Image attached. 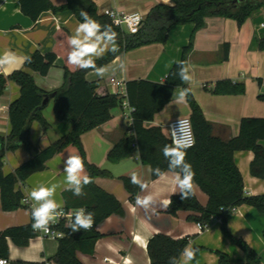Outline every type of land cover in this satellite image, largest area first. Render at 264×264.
<instances>
[{
	"label": "crops",
	"instance_id": "0c3cea01",
	"mask_svg": "<svg viewBox=\"0 0 264 264\" xmlns=\"http://www.w3.org/2000/svg\"><path fill=\"white\" fill-rule=\"evenodd\" d=\"M99 15L106 10H118L126 13H139L144 18L164 0H93ZM55 6H62L66 0H51ZM173 0H171V5ZM169 5V4H166ZM78 21L71 12L54 14L45 12L35 24L21 11L20 0H0V56L11 51L20 58L15 64L0 67V75L12 76L25 69L23 57H31L36 51L48 53L55 45V35L58 29H66L71 36L75 32ZM193 25L175 27L168 35L166 44H151L126 51L118 57L126 64V71L119 70V60L108 64L109 71L103 77H97L93 71L86 76L89 82H99V94H121L126 90V83L135 80H145L153 83H164L170 70L181 60L183 49L188 46L193 33ZM264 38V7L256 11L241 27L235 20L223 17H209L205 26L199 30L193 41V48L187 56L192 81L188 86L204 113L208 123L213 126V134L225 141L239 135L240 122L243 118H264V102L259 100L263 93L261 84L264 82V51L259 49V43ZM229 46V59L225 60V47ZM64 62L59 58L55 66L45 77L28 70L35 84L47 93H54L65 85ZM10 73V74H6ZM121 82L123 87H115L111 81ZM232 80L245 85L243 95H215L211 90L217 81ZM259 81H262L259 84ZM207 87V88H206ZM182 89L176 88L171 102L159 112L147 126L161 127L164 134L170 137V124L181 118H190L191 108L188 101L177 103L176 94ZM20 95L17 84L9 83L0 98V136H8L11 132L9 122V107ZM127 101V100H125ZM178 111L177 113H174ZM43 115L50 123L46 134L42 126L35 121L31 125V140L41 150L46 149L60 138L69 135L73 126L57 120L54 113V102L49 101ZM111 120L103 126L85 134L82 143L87 153L88 161L98 167L110 168L108 154L126 134L128 121L126 110L118 107L112 110ZM264 146V141L262 142ZM69 152L78 153L75 147H69L47 163L45 175L57 172L59 184L55 194L57 202L64 201L66 192L64 160ZM34 153L24 150L9 153L5 159L4 172H14L19 166L32 159ZM234 160L243 177L247 196L264 194V180L255 178L250 173V165L254 160L251 151H240L234 155ZM123 168V174H115L110 168L113 178H97L98 187L115 196L125 209V216H112L101 224L97 231L104 235L95 246L94 254L77 252L83 264H120L128 259L131 264H151L147 246L150 239L157 234H166L173 239L188 237L193 247L201 248L196 259L191 264H218L215 251L226 253L233 263L245 261V253L222 233L220 220H213L204 232H199L197 223L190 221L189 212H180L176 217L167 214V209L153 205L154 210L147 212L130 202V194L119 180L120 177H130L136 172L148 184L143 197L153 194L159 200L171 199L179 195V189L174 181V173L167 172L158 179H152L151 168L135 158V154L118 164ZM37 174V173H36ZM32 175L19 189L25 199L32 189V180L38 176ZM43 175V176H45ZM41 176V175H40ZM28 186V187H27ZM29 189V190H28ZM177 192V193H175ZM195 195L202 206H207L208 196L197 187ZM65 207V203L63 205ZM0 193V209H1ZM19 209L7 213L8 222L0 224V233L12 228L29 225L30 211ZM227 227L236 238L243 239L261 258L264 264V214L249 205L238 207L228 215ZM9 261L43 263L52 261L57 253L59 241L37 238L30 241L25 248L15 246L9 241ZM107 258V259H106ZM1 260V259H0Z\"/></svg>",
	"mask_w": 264,
	"mask_h": 264
},
{
	"label": "trees",
	"instance_id": "16d2710c",
	"mask_svg": "<svg viewBox=\"0 0 264 264\" xmlns=\"http://www.w3.org/2000/svg\"><path fill=\"white\" fill-rule=\"evenodd\" d=\"M173 6L159 4L154 7L144 20L143 27L136 35H131L115 27L112 21L99 15L93 0H66L62 6H55L51 0H20L22 13L35 24L45 12L54 14L71 12L77 21L82 22L81 10L86 11L93 19L103 24L112 25L118 33L119 51L107 53L96 61L97 66L108 65L120 54L151 44H166L168 35L175 27L193 25L194 30L188 46L183 49L180 61L187 62V56L193 48L196 33L205 26L209 17H223L235 20L241 27L256 11L264 7V0H173ZM71 34L66 29H58L55 35V45L52 51L42 53L36 51L25 62V69L12 76L0 75V98L9 83L13 82L20 88L19 97L9 107V122L11 132L8 136H0V193L1 207L4 212H13L30 207L22 203L25 196L20 185H24L34 174L47 170V163L64 152L69 147H75L84 159L86 172L92 178V183L84 189L83 197L73 196L72 192L64 193L67 209L84 208L95 213V223L88 231L81 229L72 232L70 228L61 226L65 237L59 241L56 255L52 259L56 264H83L77 252L93 255L96 243L104 237L97 228L112 216H125L121 202L112 194L104 191L95 183L97 178H113L112 173L102 169L87 159L82 143V137L108 123L113 109L123 107L127 100L132 108V125H128L125 136L117 142L108 154V161L118 164L131 158L139 148L141 162L152 169L159 167L167 173L168 162L161 149L166 144H172L161 127H148L155 116L172 100L176 88L189 87L179 76L176 64L170 70L164 83H153L145 80H135L126 83V96L119 94H99L100 83L89 82L86 78L88 70H73L67 64V54L70 51L68 39ZM259 49L264 51V38L259 43ZM59 58L64 62L65 85L54 93L40 89L28 73V70L45 77L55 66ZM229 59V46L225 47V60ZM262 81H259L261 84ZM207 88V87H206ZM215 95L238 96L245 94L246 88L242 83L232 80H221L214 84L211 90ZM49 97L54 102V113L57 120L70 123L72 132L52 143L46 149H39L31 140V125L37 121L46 134L50 123L43 115V103ZM264 102V93L259 96ZM191 108L190 120L195 134V146L187 149L186 160L192 164L196 173L195 183L208 196L207 206H202L196 195L189 199H181V194L171 198L167 214L176 217L180 212H189L190 221L210 224L214 218L222 223L223 235L238 246L246 255L245 261L233 263L223 252L215 251L218 264H262L260 256L243 239L234 237L228 230L227 217L235 209L243 205L256 208L264 214V194L247 196L243 177L237 167L234 155L240 151H251L254 160L250 165L253 177L264 180V118H243L240 122L239 135L225 141L213 134V126L206 120L203 111L195 101L192 91L187 97ZM133 131V134H130ZM24 150L34 153L32 159L19 166L14 172L5 174L4 165L7 154ZM152 172V179L156 180ZM119 180L130 194V202L135 204L137 194L141 189L133 185L130 177L123 176ZM32 217L29 225L12 227L0 233V259L8 264H49L9 261V241L15 246L25 248L30 241L37 238L32 230ZM264 236V233H263ZM189 243V238L173 239L166 234H157L148 242L147 251L151 264H168L170 257H179L183 248ZM202 249L199 248V251ZM198 251V252H199Z\"/></svg>",
	"mask_w": 264,
	"mask_h": 264
},
{
	"label": "clouds",
	"instance_id": "9594fccd",
	"mask_svg": "<svg viewBox=\"0 0 264 264\" xmlns=\"http://www.w3.org/2000/svg\"><path fill=\"white\" fill-rule=\"evenodd\" d=\"M165 4L171 5V0H164ZM115 15L114 13L112 14ZM80 16L82 22L78 23L75 32L68 39L70 51L67 54V64L75 70L91 69L97 77L103 78L109 71L108 66H97L96 61L102 59L105 54L119 51L117 43L118 33L114 31L112 25L101 24L93 19L86 11L81 10ZM119 24V20L113 21ZM135 31V29H133ZM20 58L14 52L8 51L3 56H0V67H6L15 64ZM119 70L126 71V64L119 57ZM24 62H31L30 57H23ZM178 68L177 73L180 80L185 84H190L193 77L191 69L194 66L189 65L186 61L176 62ZM10 74V73H6ZM190 87L182 88L176 94V102L186 103L187 97L191 93ZM194 139H178L175 135L172 137V144H166L161 149L164 158L168 162V171L174 173V181L181 194V199H189L195 195V190L198 185L195 183L196 173L191 163L186 160L187 149L194 146ZM140 149H136L135 158L140 160ZM63 172L65 174L66 191L72 192L73 196L83 197L86 195L84 189L92 183V178L87 174L84 159L78 153L69 152L64 160ZM156 176L164 175V172L159 167L152 169ZM130 181L133 185L139 187L141 191L148 188V184L144 182L136 172L130 176ZM57 185L45 186L43 184L33 187L22 203H30L32 230L48 233L50 226L58 221V217L64 215L61 211L64 201L57 202L54 198ZM177 193V192H175ZM171 199L159 200L153 194H148L141 197L137 194L135 198L136 206L143 208L145 212L152 208L153 205L159 204V207L167 209L171 205ZM95 213L86 211L84 208L76 209L74 212L68 213L66 227L72 232H78L81 229L84 231L91 230L95 223ZM199 249L192 246V242L183 248L179 257H170L168 264H191L196 259ZM107 259V258H106ZM0 264H6L0 261ZM113 264V262H109ZM130 264V261L127 262Z\"/></svg>",
	"mask_w": 264,
	"mask_h": 264
},
{
	"label": "built area",
	"instance_id": "2783aa9c",
	"mask_svg": "<svg viewBox=\"0 0 264 264\" xmlns=\"http://www.w3.org/2000/svg\"><path fill=\"white\" fill-rule=\"evenodd\" d=\"M113 13L115 14L114 16L112 15ZM103 15L108 17L112 21L115 27L123 31H126L131 35H136L140 32L141 28L143 27L144 20H145V18L139 13H126V12H121L118 10H106ZM114 19L119 20L120 23L119 24L114 23L113 22ZM133 29H135V31H133ZM111 84L115 87H120V88L123 87L121 82H118L115 80H112ZM261 90L264 93V82L261 84ZM120 95L125 97L126 90L123 89V92ZM123 108L126 110L125 117L128 121V125H132L133 123L132 108L130 107L127 101L123 102ZM169 129H170L171 141H172V137L175 135L178 139H194L196 143L193 125H192L190 118H181V119H178L172 122L170 124ZM130 134L132 135L133 131H130ZM195 143H194V146H195ZM193 147H190L188 149H191ZM24 204L30 207V203H24ZM75 210L67 209L66 207H63L61 211L64 213V215L61 217H58V221L50 226V231L48 233H44L41 231H35L36 234L43 239L60 241L61 239L65 237V233L61 230L60 227L63 226L64 228H68L65 226L68 220V213L74 212ZM213 220H219V219L214 218ZM197 226H198L199 232H204L209 227V224L197 223ZM0 261H4L6 262V264H8V261L5 259H1ZM127 262H129V260L124 259L120 264H127Z\"/></svg>",
	"mask_w": 264,
	"mask_h": 264
},
{
	"label": "rangeland",
	"instance_id": "374dc122",
	"mask_svg": "<svg viewBox=\"0 0 264 264\" xmlns=\"http://www.w3.org/2000/svg\"><path fill=\"white\" fill-rule=\"evenodd\" d=\"M178 111L174 112V113H177ZM85 149V148H84ZM87 154V153H86ZM88 159V158H87ZM6 162V161H5ZM108 165L110 168H113L114 170H116L115 174H123V168H119V166H116L115 164H112L110 162H108ZM102 169H107V170H110V168H106V167H101ZM42 173H45V172H40V173H37L36 175L38 176L37 178H35L34 180H32V184L30 186L33 187H37L41 184L45 185V186H51L52 184H56L57 187H58V184H59V178L60 177L59 175H57V172L55 173H49L48 175H45V174H42ZM113 173V171H112ZM41 175V176H40ZM45 175V176H43ZM28 187V186H27ZM29 190V189H28ZM57 191V189H56ZM56 194V193H55ZM23 211H25V213H27L26 211H29L28 209H23ZM7 213H10V212H4L2 210V208L0 209V224H4L6 222H8L6 220V217H7ZM200 252V251H199Z\"/></svg>",
	"mask_w": 264,
	"mask_h": 264
},
{
	"label": "water",
	"instance_id": "95a60500",
	"mask_svg": "<svg viewBox=\"0 0 264 264\" xmlns=\"http://www.w3.org/2000/svg\"><path fill=\"white\" fill-rule=\"evenodd\" d=\"M49 101H50V98L47 97V98L45 99L44 103H43V107H42V108L47 107V105L49 104Z\"/></svg>",
	"mask_w": 264,
	"mask_h": 264
}]
</instances>
